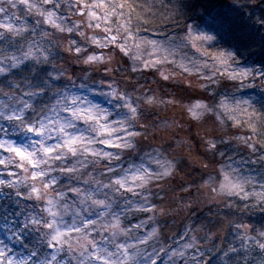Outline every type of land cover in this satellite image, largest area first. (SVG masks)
Returning a JSON list of instances; mask_svg holds the SVG:
<instances>
[{"label": "clouds", "instance_id": "9594fccd", "mask_svg": "<svg viewBox=\"0 0 264 264\" xmlns=\"http://www.w3.org/2000/svg\"><path fill=\"white\" fill-rule=\"evenodd\" d=\"M33 3L41 10L52 12V9L45 6L48 3H57V0H44L43 3L33 0ZM59 3L65 5L67 16L72 19L66 18L63 9L57 7L52 17L47 20L45 16L39 15L36 9L27 8L25 15L33 16L34 24L28 25L26 21L21 20V26H35L37 32L46 33L45 40L51 39L52 43L48 44L44 40H41V43L51 51V55L54 54L52 49L59 43L58 38H54L57 33H75L84 42L83 45L75 39H68L62 47L65 52L74 54L77 63L87 67L88 71L83 76L84 81H90L89 73L103 72L111 76L114 69L120 70L117 68V65H120L124 73L130 76L135 74L137 80L150 75L157 87H145L141 84L139 88L129 91L120 86L118 79H112L107 91H101L99 95L89 99L84 93L93 87H101L103 80L79 85L73 81L71 87L66 86L54 92H49L52 87L49 82L44 86L47 91L29 89V85L25 83L21 91L25 89L32 91L33 94L29 98L18 95L15 89L20 86V82L32 80L35 75L22 77L19 81L9 82L5 79V84L0 85V92L7 94V100L4 101L3 107H0V122L6 121L8 127L0 123V149L7 155L0 154V166H3L0 170L7 172L8 178H0V185L14 189L17 196L21 195L23 190L27 199L37 202L35 211L38 213L37 220L40 221V226L27 227V232L25 227L17 229L30 238L35 255H29L33 251L25 255L26 249L16 253L9 247V243L0 239V254H3L4 264H9V261L12 264H44L48 252L47 245L50 244L52 236L58 228L63 230V225L70 226L71 206L78 204L83 198V190L87 188V182L93 178L92 173L104 169L102 161H108L113 170L120 173L117 177H112L109 173V179L103 181L111 187L116 196L122 195L118 185L113 183L117 179H123L125 186L133 190L131 199L127 196L124 198L125 204L128 201L132 203L120 213V219L134 209L153 213L149 220L154 221L153 226L143 235L137 232V228L142 229L146 221L131 227H122L118 234L108 241V245L119 243L126 249L130 248L131 252L128 255L121 253L123 259L117 256L111 264H124V261L130 258H135L136 264H153V261L157 262L161 258V253H167L165 256L168 261H172L173 254L177 252L175 250L167 252V245L163 242V224H156V217L179 215L197 205L207 206L213 216L219 215L222 208L228 210V216L235 213L242 217L245 213L252 212L256 221L255 226L236 223L232 236L236 246L230 244L226 251L218 249L213 264H256L257 258L264 260V219L260 218V215L264 214V175H253L248 170L249 164H264V153L254 161L242 158L224 159L225 152L221 150L225 146H231L236 152H247L251 157V154L259 152L258 144L264 147L262 103L264 70L251 62H242L233 48L219 43L213 30L189 21L188 12L181 0H106L107 8L98 10L101 16L98 20H90L87 9L82 15L79 14L76 0H71V8L68 7L69 0H59ZM232 3L243 7L248 4L260 5V0H252L251 3L249 0H232ZM18 5L20 0H0V9H3L0 11V17H4L5 12L17 17L16 11L12 9H17ZM106 13L107 21L103 19ZM177 17H182L178 25ZM4 22H7L6 17ZM97 24L100 27H96ZM45 25L55 29V32L45 30ZM169 25L173 26V30H169ZM36 39L40 40L41 37L37 35ZM90 57L93 59H89ZM16 70L18 73L22 68ZM10 75L13 73L0 74V77ZM39 76L43 77L40 73ZM53 79L58 80L59 77ZM161 81L167 82L169 87H178L187 81V88L184 89L187 94L180 99L164 97L159 88ZM4 87H7L8 91L4 92ZM249 89L261 91L255 94L244 91ZM22 108L25 109L23 112L20 111ZM53 109L59 116L48 120L47 117L52 114ZM89 109L102 116L103 122L113 129L109 136L100 131L96 121L87 120L79 115ZM30 111L40 119H31V124L28 120L16 123ZM158 111L172 112L171 122L157 123L150 119L151 115ZM177 112L179 119L176 118ZM113 113L115 118L108 119ZM41 122L42 129L37 132L36 128ZM137 125H140L143 131H133ZM246 127L251 129V135L230 134ZM9 128L18 134L16 139H8L11 135ZM29 128L31 131L27 130ZM185 129L189 135L191 130L203 133L199 143L195 145L200 152V160H190L185 155V149L191 150L193 147L181 135ZM130 132H135V135H130ZM146 133L148 136L155 133L162 141L160 144L150 145L152 153L149 155V162L155 164L156 169L146 167L143 163H129L124 167L122 158L125 152L136 153L144 147ZM68 136L82 138L85 142L84 147L91 148L95 155L83 150L66 153L58 149L65 159L61 160L59 165L55 163V159L49 160L42 152V148L63 144ZM176 136H180V139H176L174 145L166 143ZM103 139H112L114 143L129 146L121 148L119 152L107 151L105 147H98L104 145L101 142ZM12 148L29 151L34 158L45 161L40 165V170L50 177L47 188L44 187L43 179L34 181L31 178L32 169L26 162L24 167H21V161L15 152L10 150ZM104 152H109V156H104ZM73 156L76 160L86 163L78 165L74 160L73 165H70L73 173L66 176L59 169ZM115 160L119 162L115 163ZM193 163L202 166L198 171L191 169L197 172V175L191 180L189 188L181 185V191L186 194L185 201L182 202L173 196L174 206L168 199L159 204L151 202L150 190L153 187L168 189L174 184L180 185L181 181L187 183L184 173L190 171L189 165ZM89 164L92 165L91 171ZM85 168H88V171L82 176ZM141 176L142 179H133ZM62 177L69 178L68 185L60 183ZM94 177L99 181V176ZM73 180H82V186H72ZM70 187L81 190V196L76 201L69 200L67 196V189ZM61 192L64 193L63 197ZM136 197L140 199L136 200ZM57 198H67L69 205L68 213L63 220H54L48 210L49 200ZM109 199L116 202V197L112 193H109ZM240 202H243V207L238 206ZM83 207L84 211L88 212L92 205L88 203ZM62 208L63 205L56 209V212L59 213ZM213 208L215 212H212ZM256 209L259 211H253ZM80 218H83V213ZM232 222V219H227L229 225ZM215 226L209 222L208 228L212 229ZM214 235L212 231H205L206 242L211 243ZM74 239L76 250L79 252L86 243L85 235L81 232ZM7 240L17 246L24 244L15 232L7 237ZM198 244L199 240L192 236L190 243L182 245L185 250L196 249V255L190 257L192 264H200L197 257L204 254L197 247ZM116 251L118 249H113L114 253ZM184 254V251L179 252L181 256Z\"/></svg>", "mask_w": 264, "mask_h": 264}, {"label": "rangeland", "instance_id": "374dc122", "mask_svg": "<svg viewBox=\"0 0 264 264\" xmlns=\"http://www.w3.org/2000/svg\"><path fill=\"white\" fill-rule=\"evenodd\" d=\"M91 2V0H89ZM251 3L252 0H249ZM181 3L184 5L185 10H189L191 7V3L189 0H181ZM207 3H212L213 5L217 7H233V8H241V6H238L234 3H232V0H209ZM46 8L49 7L48 5L45 6ZM18 9V10H17ZM17 9H12V11H16L17 17H20L22 20L26 21L28 25H33L34 24V18L33 16L30 15H25L27 12V7H24L22 5H18ZM66 18L72 19L67 16V9H63ZM263 11V12H262ZM202 14V13H200ZM264 15V0H260V5H255V4H248L246 6L242 7L241 10V15L243 18V21L247 26L250 25L251 22L255 19H262ZM29 16L31 17L32 20L29 19ZM182 20V17H177V25L180 23ZM188 20L191 22L196 23L197 25H203L206 26L208 29L213 30L217 34V38L220 44L231 47L233 48L237 54L241 57L242 62L248 63L251 62L253 64L258 65L262 70H264L263 66L261 63H257L255 59H253V56L248 57V51L244 48L242 41L240 39L234 38L233 33L229 30V28L224 24V22L218 18H213L210 19L206 16H195V14H189L188 15ZM249 22V23H248ZM252 26V25H251ZM169 30H173V26L169 25ZM45 30L47 31H52L55 32V29L50 28L49 26L45 25L44 26ZM257 30V35L260 37L264 35V28H259L258 26L256 27ZM75 33L68 34V33H57L56 37L58 38L59 43L58 45L52 49L53 55L49 58L48 63H41V64H36L38 66L37 71L41 75H45L46 73H51V76L54 77H59L58 80L56 79H51L49 83L52 85V87L49 89V92H54L57 89H64L66 86L71 87L72 82L75 81L77 85L81 83H86V82H92L96 83L101 80H103V85L99 88L93 87L91 90L87 93H84V95H87L89 99L92 98V96L99 95L101 91H107L108 90V84L112 79H118L120 81V86L126 88L129 91H132L133 89L139 88V85L143 84L145 87H157L156 84L153 83V78L150 77V75H146L144 79L137 80L135 74L133 75H128L127 73L123 72V68L120 65H117V68L120 70L117 71L114 69L113 73L111 76L105 75L103 72H96V73H89L90 75V81H84L83 76L87 70V67L84 65H81L76 62L74 54H69L68 52H65L63 50L62 45L67 43L68 39H75L77 40L81 45H83V41L80 40L78 35H74ZM16 47H19V44L16 45ZM9 52L12 51L10 48L8 50ZM26 65H33L32 63L26 62ZM61 73H63L61 75ZM3 78V77H1ZM9 78V77H8ZM187 81L184 82L183 85L178 86V87H169L167 82L161 81L159 84V88L161 90V94L164 97L167 98H177L180 99L184 97L187 93L184 91V89L187 88ZM259 83V81H257ZM28 90V89H25ZM8 91V88H4V92ZM246 93H252L255 94L256 92H259L261 90L258 89H249V90H244ZM3 92H0V101H3ZM262 103H264V100H262ZM172 112L170 111H158L154 112L150 119L153 121H156L157 123H170L171 122V117H172ZM26 118L31 120L37 118L35 113L33 112H28L26 114ZM115 118V113H113V116L111 119ZM176 118L179 119V112L176 113ZM3 123L5 127H8V124L6 121L0 122ZM133 131H143V128L140 125H137ZM151 131V130H149ZM9 132L11 135L8 137V139H16L17 138V133L12 132V129L9 128ZM202 132H198L197 130H191V135L188 134V130L185 129L181 135L185 137L186 142L190 143L193 145L192 149H185V155L188 157L190 160H200V152L198 149L195 147L196 144L199 143V138L202 135ZM230 134L232 135H251V129L250 128H245L242 130H236L231 132ZM31 135V134H30ZM146 139L144 141V147H142L139 151L136 153H130V152H125L124 157L122 158L124 160V167H127L129 163H136L140 164L143 163L146 167H151L153 170L156 169L155 164H151L149 162V155L152 153V147L150 145L152 144H160L162 141L160 138L155 134L152 133L150 136L146 133ZM33 139H38V137H33ZM180 139V136H176L173 139L167 140L166 143L170 145L175 144V140ZM98 147H105L107 151H112L115 152L117 151L116 149L109 148L105 145H98ZM259 152L255 154H251V157H249V154L247 152H236L234 148L231 146H225L221 150L225 152V156L223 157L224 159L228 158H234V159H244V160H256L258 159L259 155L264 153V147H261L259 144L257 145ZM0 154L7 155L6 152H4L3 149H0ZM103 164L108 163L107 161H102ZM202 164H197L193 163L189 165L190 171H187L184 173V178L188 182L185 183L184 181H181L180 185L174 184L173 186H170L168 189H160L159 187H153L150 191L152 192L151 196V202L155 204L161 203V201L168 199L171 201L172 206L175 205V200H172V197L175 196L177 199L181 200L182 202L186 200V194L181 191V185L184 188H189L191 184V180L196 177L197 172L191 171V169H199ZM3 166H0V169H2ZM14 171H19L18 169H11ZM248 170H250L253 175L260 174L264 175V164H249L248 165ZM89 171H91V167L89 168ZM101 173L102 175H106L103 172V169H99L97 172H93V176H99L101 178ZM0 178H8L7 172L0 170ZM63 177L61 178L60 183L64 185H68V183H64L62 181ZM106 182V180H104ZM159 184V182H156ZM83 182L81 181H76V182H71L72 186H82ZM15 191V190H14ZM74 194L67 193V196L69 200L72 199V196ZM19 197L23 198L25 197L23 194V190L21 192V195ZM129 199H131V194H128L127 196ZM139 197H136V200H139ZM29 209H37V202L32 200V204L28 205ZM125 203L124 199H120L118 201V208H124ZM239 207H243V202L239 203ZM28 209V210H29ZM25 210V209H24ZM25 211V214H27V211ZM255 212H258L259 209L253 210ZM212 212H215V208L212 209ZM227 212V209H220V213L217 216H213L210 212L207 206H201L197 205L190 210L186 212H182L179 215H169L167 217H156L155 223L156 224H163V242L164 244L167 245V252L171 253L173 250H175L177 253L184 251V255H177L173 258L172 261H168L167 257L165 256V253H161L160 256L161 258L157 260V264H192L190 257L193 255H196V249H183L182 245L185 243H190L191 242V237L196 236L197 240H199V244L197 245L198 248H200L201 251H203V256H198L197 259L200 261L201 264V258L206 256V259H208V264H213L212 257L209 258L208 253L214 251L216 248L215 246L218 244L224 243L225 240L231 244L233 247L236 245L232 241V236H233V227L235 226L236 223H248L252 224L255 226L256 221H254V217H249L250 219H245L243 216H237L235 214V218H232V216L224 217L223 213ZM252 213V212H250ZM153 213L148 212V211H137V210H131L128 212L126 215L121 216V221H122V226L123 227H131L132 225L135 224H140L142 221H146L142 229H138L137 232L141 235H143L147 230H149L152 226L154 221L149 220V217L152 216ZM234 215V214H232ZM264 219V216L262 217ZM194 219L195 221L193 222V229H190V233L185 235L184 237H180L178 234L179 230L181 229L184 230L185 227L189 224L190 221ZM227 219H232V224L229 225L227 223ZM25 220V216L21 220V223L19 224L20 227H23V223ZM217 221H219L217 223ZM209 222L215 224L216 226L212 229L208 228ZM7 225V230L4 229V226L0 225V239H3L5 243H9V247L13 249L16 253H20L22 249H26L25 255H27L30 251H33V247H26L25 245H20L17 246L15 244L10 243L7 240V237L12 236V234L15 232L17 236H20V238L24 237L25 235L23 233H20L17 231V225L13 222V220H9L6 222ZM205 231H212L215 233L213 236V239L211 243L206 242V237L204 236ZM27 232V229L25 230ZM177 235V237H176ZM177 239H176V238ZM15 239V237H13ZM216 244V245H214ZM221 247V245H220ZM48 252L51 250H47ZM11 255V253H9ZM63 255V254H61ZM256 264H264V260H261L260 258H257Z\"/></svg>", "mask_w": 264, "mask_h": 264}, {"label": "snow or ice", "instance_id": "6c2138e0", "mask_svg": "<svg viewBox=\"0 0 264 264\" xmlns=\"http://www.w3.org/2000/svg\"><path fill=\"white\" fill-rule=\"evenodd\" d=\"M39 2L43 3L44 0H39ZM20 5L36 9L37 13L41 16H45L46 20L52 17L57 7L65 9V5L63 3H59V0H57V3L47 4L49 6L47 9H52V12H47L46 9L41 10L37 7L36 3H33V0H20ZM68 7L71 8V0H69ZM76 8L79 10V14L81 15L84 13L85 9H87V16L90 20H98L101 19L100 11L98 10H105L107 8V4L106 0H91V2H89V0H76ZM0 11H3V9H0ZM4 17L7 18L6 23L4 22ZM4 17H0V74H11L12 70L26 67V62L34 64L48 63L49 58L52 56L51 51L48 48H45L43 43H41V40H44L48 44L52 43L51 39L45 40L46 33L37 32L35 26H21L22 19L20 17H13L7 12L4 13ZM103 19L107 21V13L103 16ZM96 27H100V25L97 24ZM37 35L41 37L40 40L36 39ZM199 38L200 37H197V39ZM203 38L210 39V37ZM17 44H19V47H16ZM10 48L12 49L11 52L8 51ZM89 59L93 58L90 57ZM223 62L224 61H221V63ZM32 71L36 73L35 77L32 80L20 82V86L15 89L16 93L22 97H31L33 93L29 89L47 91L44 87L45 83L52 79L51 73H46L44 77H40L35 67H33ZM4 78L6 79L7 76ZM25 83L29 85V89L21 91V88L24 87ZM2 95L4 99L3 101H0V107H3L4 101L7 100V94L3 93ZM73 99L75 100L76 98L73 97ZM8 106L11 107L10 104ZM25 108H27V105H25ZM24 110L25 109L23 108L20 109L21 112ZM41 115H43V113H41ZM79 115L87 120L96 121L100 131L105 136H109L112 133L113 129L109 128L103 122V117L96 115L91 109L87 112L79 113ZM58 116L59 113L53 109L52 114L49 115L47 119L52 120L54 117ZM35 119L39 120L40 117L37 116ZM108 119H111V117H108ZM24 120H28L29 124L32 122L27 119L26 116H23L18 119L16 123L20 124ZM42 126L43 122H41V125L36 128V131H41ZM61 127H63V125H61ZM249 127L251 128V125H249ZM27 130L31 131L30 128ZM130 135H135V132H130ZM101 142L109 148L116 149L117 151L115 152H119L121 148L129 146L122 143H114L112 139H103ZM84 144L85 142L82 138L77 136H68L63 144H58L56 147L45 146L42 148V152L49 160L55 159V163L59 165L61 160L65 159V156L61 151H58V149H62L63 152L66 153H76L77 151L83 150L95 155V153L92 152V149L85 148ZM10 150L15 152L16 156L19 158L22 168L26 162V164L32 169L31 178L34 181L43 179L45 181L44 187L47 188V182L50 177L47 176L44 171L40 170V165L45 163V161L34 158L31 152L25 151L21 148H12ZM103 155L109 156V152H104ZM74 160L78 165L86 163V161L76 160V157L73 156L71 159L67 160V163L64 164L59 171L64 173L66 176H71L73 169L70 165H73ZM114 162L118 163L119 161L115 160ZM88 167L90 168L92 165L89 164ZM87 171L88 168H85L81 175H85ZM103 172L106 175H102L99 181H97L93 176V178L87 182V188L83 190V198L79 200L78 204L71 206V224L70 226L63 225V230L59 228L56 230L55 235L51 238L50 244L47 245L48 249L51 251L47 252L45 255L44 264H89V262H91V264H111L112 261L116 260L117 256H120V259H123L121 253L128 255L131 252L130 248L126 249L119 243L108 245V241L112 240L123 227L120 219V213L132 203V201H128V203L125 204V207L121 209L118 208V201L120 199H124L128 196V194H132L133 190L125 186L123 179H117L113 181V183L118 185V190L122 193V195L116 196V193L112 192L111 187L104 184L103 181L109 179V173L112 177H117L120 173L114 171L112 165L109 163L104 164ZM137 178L142 179L143 177H133V179ZM93 185H95V187H93ZM232 186L235 187V185ZM89 189H91V191H89ZM55 190L59 191V189ZM33 191L35 192L36 189L34 188ZM67 193L74 194L72 196L73 201H76L78 197L81 196V190L76 187L68 188ZM109 193H112V195L116 197L115 203L113 200L109 199ZM63 195L64 193L61 192L62 197ZM88 203H91L92 207L88 212H85L83 206ZM61 205H63L61 211L59 213L56 212V209H60ZM48 210L52 214L54 220H63L69 210L67 198L49 200ZM81 213H83L82 219L80 218ZM0 215H3V213H0ZM9 215H12V213H9ZM15 215L25 216L23 223L25 230L27 227L40 226V221L37 220L38 213H36L34 208L29 209L27 214H25V211L22 209L19 213H15ZM102 221L105 223H101ZM17 228L19 229L21 227L17 225ZM108 228H110L111 231H105V229ZM81 232L85 235L86 243L78 252L75 247L74 238ZM97 237L100 239L97 240ZM113 249H118V251L114 253ZM35 254L36 253L34 251L29 253V255ZM176 255H179V253L173 254V258ZM0 264H4L3 254H0ZM9 264H12V262L9 261ZM124 264H136V260L135 258H130L129 260L124 261ZM153 264H157V262L153 261Z\"/></svg>", "mask_w": 264, "mask_h": 264}, {"label": "trees", "instance_id": "16d2710c", "mask_svg": "<svg viewBox=\"0 0 264 264\" xmlns=\"http://www.w3.org/2000/svg\"><path fill=\"white\" fill-rule=\"evenodd\" d=\"M189 1L192 4L191 5L192 8H189V10H187L188 15L195 14V16H206L210 19L218 18L222 20L224 24H226V26L229 28V30L233 33L234 38L240 39L242 41L244 48L249 52L247 54L248 57L253 56V59H255L257 63H261V65L264 68V35L260 37L259 35H257V30H256L257 26L262 29L264 28V17H262V19H255L253 21L252 20L249 21L251 23L249 26H247L243 21L242 16L240 17L242 7L238 9L233 7H217L212 3H207L209 2V0H189ZM29 19L32 20L30 16ZM32 64L33 65H26V67H23L22 70L19 71L18 73L17 70H12L13 75L8 76L9 78L7 77L6 79L9 82H11L12 80L19 81L22 77L36 75V73H34L32 69L33 67H35V69L37 70L38 66H36V64L34 63ZM41 76L44 77L45 75H41ZM4 84H5V78L0 77V85H4ZM4 88L6 89L7 87ZM62 181L64 183H69V178L63 177ZM71 182H76V181L73 180ZM0 193H2V195H0V213H3V215H0V225L4 226V229L7 230L8 224L6 222H8L9 220H13V222L18 225L21 223V220L23 219L24 215H15V213H19L22 209L23 210L25 209L24 211L28 210L29 209L28 205L32 204V200H29L26 197L21 198L17 196L15 194L14 189L8 188L6 186H0ZM9 213H12V215H9ZM233 214L234 215H232V218L233 217L235 218V213ZM223 216L228 217L226 212L223 213ZM237 216L239 217V215ZM263 216L264 214H261L260 218H262ZM243 217L246 220L250 219L249 217H253V213L250 212L245 213ZM194 221L195 220L192 219V221H190L187 226H184L185 227L184 230L182 231L181 229L179 230L177 235H179L180 237H184L185 235L190 233L189 230L193 229ZM21 239L24 241L23 245H25L26 247H33L32 243L30 242V238L24 236ZM228 246L229 243L227 242V240H225L224 243L222 244L219 245L217 244L215 246L216 249L208 253L209 258L212 257V259H215L218 249H222L226 251ZM200 260H201V264H208V259H206V256L202 257Z\"/></svg>", "mask_w": 264, "mask_h": 264}]
</instances>
